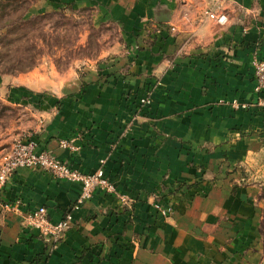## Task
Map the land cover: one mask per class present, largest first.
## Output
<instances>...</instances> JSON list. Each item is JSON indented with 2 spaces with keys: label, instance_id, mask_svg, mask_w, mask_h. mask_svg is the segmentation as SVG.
Returning <instances> with one entry per match:
<instances>
[{
  "label": "crops",
  "instance_id": "0c3cea01",
  "mask_svg": "<svg viewBox=\"0 0 264 264\" xmlns=\"http://www.w3.org/2000/svg\"><path fill=\"white\" fill-rule=\"evenodd\" d=\"M220 4L227 22L201 25L214 0L113 3L139 48L84 82L45 92L44 129L31 139L85 173L105 158L120 194L95 189L53 246L26 216L42 205L61 220L82 185L18 170L0 190V264H264V112L222 102L256 95L252 50L261 41L264 57V0ZM149 20L177 31L147 40ZM65 138L77 149L61 147ZM155 198L173 205L172 223L157 216Z\"/></svg>",
  "mask_w": 264,
  "mask_h": 264
},
{
  "label": "rangeland",
  "instance_id": "374dc122",
  "mask_svg": "<svg viewBox=\"0 0 264 264\" xmlns=\"http://www.w3.org/2000/svg\"><path fill=\"white\" fill-rule=\"evenodd\" d=\"M115 1L0 0V158L17 139L31 138L44 129L41 112L47 110L45 92L57 93L84 82L89 72L106 70L118 58L139 48L130 45L125 23L112 13ZM220 1L214 0L210 9L224 13ZM117 2L124 5L127 0ZM208 19L205 14L200 24ZM164 24L147 21L142 26L146 39L160 38L158 35L162 38L165 30L169 34L177 31L175 25ZM254 46L261 49L262 42L256 41ZM182 50L180 47L178 53ZM147 96L151 103L150 93ZM142 99V106L150 104ZM245 182L246 179L241 180L242 184ZM113 184V192L101 189L118 196ZM181 188L177 185L175 190ZM120 197L126 205H132L129 197ZM164 198H155L151 204L162 221L172 223L175 208ZM260 232L264 242V215Z\"/></svg>",
  "mask_w": 264,
  "mask_h": 264
},
{
  "label": "built area",
  "instance_id": "2783aa9c",
  "mask_svg": "<svg viewBox=\"0 0 264 264\" xmlns=\"http://www.w3.org/2000/svg\"><path fill=\"white\" fill-rule=\"evenodd\" d=\"M208 18L219 24L227 22V15L218 12L217 9L206 11ZM252 65L254 67V76L256 79L255 97L253 100H240L238 98L230 99L227 102L234 109H249L255 106L259 111L264 112V57L261 49L254 46L252 50ZM145 103H150L149 96L142 99ZM73 139L65 138L60 141L61 147L70 150H76ZM106 160L100 159L98 168L92 173H85L72 166L69 162L56 157L48 149H38V143L31 138L17 139L11 148L2 155L0 160V190L11 179L15 172L22 168H35L47 171L59 179L70 182H78L82 185V191L76 204L71 210L67 211L59 221H53L50 218L45 206H37L26 216L25 223L27 227L35 229L39 235L49 244L55 246L66 234L67 230L73 225V210L78 209L86 200H88L95 189L103 188L108 192H113L115 185L106 175L104 165ZM16 202L14 205L7 204L9 209L18 208Z\"/></svg>",
  "mask_w": 264,
  "mask_h": 264
}]
</instances>
